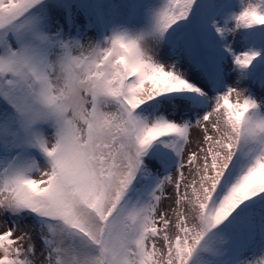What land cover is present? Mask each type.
<instances>
[{
  "label": "snow or ice",
  "instance_id": "1",
  "mask_svg": "<svg viewBox=\"0 0 264 264\" xmlns=\"http://www.w3.org/2000/svg\"><path fill=\"white\" fill-rule=\"evenodd\" d=\"M0 264H264V0H0Z\"/></svg>",
  "mask_w": 264,
  "mask_h": 264
},
{
  "label": "rangeland",
  "instance_id": "2",
  "mask_svg": "<svg viewBox=\"0 0 264 264\" xmlns=\"http://www.w3.org/2000/svg\"><path fill=\"white\" fill-rule=\"evenodd\" d=\"M202 136V133L199 129H194L192 132V143L190 145L189 150H195L196 144L195 141ZM169 192H171V188H169ZM164 207H167V202H165Z\"/></svg>",
  "mask_w": 264,
  "mask_h": 264
}]
</instances>
